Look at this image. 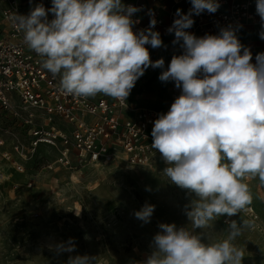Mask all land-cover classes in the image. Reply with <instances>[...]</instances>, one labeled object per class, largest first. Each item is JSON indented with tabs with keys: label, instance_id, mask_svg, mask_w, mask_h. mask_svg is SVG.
Listing matches in <instances>:
<instances>
[{
	"label": "clouds",
	"instance_id": "9594fccd",
	"mask_svg": "<svg viewBox=\"0 0 264 264\" xmlns=\"http://www.w3.org/2000/svg\"><path fill=\"white\" fill-rule=\"evenodd\" d=\"M191 4L187 14L176 10L178 18L167 29L184 52L172 57L159 79L174 81L182 94L154 121L151 147L161 154L168 180L194 194L185 210L192 228L161 223L146 264H242L244 252L235 241L245 230L260 228L258 218L231 220L226 238L217 242H202L195 229L208 228L220 216L246 214L254 199L249 181L264 187V53L253 64L232 28L200 38L186 31L193 14L215 13L220 6L217 0ZM140 10L122 0H52L51 9L37 5L14 22L42 58V68L60 77L62 92L123 102L148 67L164 65L163 59L153 62L146 47L163 46L153 31L155 18L147 29L133 30L139 21L132 16ZM256 11L264 22V0H257ZM154 208L146 203L135 217L148 223ZM56 248L71 253L75 244L70 238ZM67 264H97V257L70 256Z\"/></svg>",
	"mask_w": 264,
	"mask_h": 264
},
{
	"label": "rangeland",
	"instance_id": "374dc122",
	"mask_svg": "<svg viewBox=\"0 0 264 264\" xmlns=\"http://www.w3.org/2000/svg\"><path fill=\"white\" fill-rule=\"evenodd\" d=\"M21 2L26 15L38 5ZM47 19L51 21L48 14ZM163 71L146 70L131 90L130 101L165 108L169 83L159 79ZM15 131L22 151L13 150L15 137L9 135L0 150V264H67L70 256L77 255L97 257V264H146L161 223L192 228L185 210H190L195 196L168 180L162 172L166 164L129 167L113 162L82 171L56 164L50 169L57 150L46 145L33 150L31 139L20 129ZM249 185L260 228L245 230L235 243L244 252L242 264H264V200L259 198L264 187L258 180ZM146 203L155 206L148 223L135 217ZM242 218L249 217L220 216L195 233L204 243L217 242L226 238L231 220L241 223ZM70 238L75 250L58 252L56 246Z\"/></svg>",
	"mask_w": 264,
	"mask_h": 264
},
{
	"label": "built area",
	"instance_id": "2783aa9c",
	"mask_svg": "<svg viewBox=\"0 0 264 264\" xmlns=\"http://www.w3.org/2000/svg\"><path fill=\"white\" fill-rule=\"evenodd\" d=\"M42 4L46 11L51 9L52 0H32ZM219 8L215 13L206 10L193 14L194 24L186 31L197 38L205 35H219L221 29L232 28L240 40L249 25H263L257 15V0H217ZM122 3L141 9L133 14L138 20L133 30L139 32L150 26V20L157 21L153 31L161 39L173 43L172 26L176 10L187 14L191 0H122ZM51 20L54 14L47 12ZM15 15L26 16L21 0H0V150L6 147V135L13 136L12 148L20 152L24 146L19 139L20 129L31 140L34 150L46 145L57 150L56 164L82 171L86 166H101L122 162L129 167H153L165 164L161 154L151 147L154 121L166 114L171 105L158 110L149 107H132L129 96L126 101H117L110 96L98 94L87 99L68 95L60 90V77H54L42 68V58L30 50L23 40V32L14 22ZM182 43V42H181ZM182 55L184 49L174 44ZM153 62L163 59L162 68L148 67L149 72L167 70L163 51L146 45ZM140 79V78H139ZM138 79V80H139ZM169 83L172 103L182 94L172 80ZM3 156L10 158L8 152ZM22 170V168H21ZM249 218L259 216L251 205L246 213Z\"/></svg>",
	"mask_w": 264,
	"mask_h": 264
},
{
	"label": "crops",
	"instance_id": "0c3cea01",
	"mask_svg": "<svg viewBox=\"0 0 264 264\" xmlns=\"http://www.w3.org/2000/svg\"><path fill=\"white\" fill-rule=\"evenodd\" d=\"M258 18L261 20L259 15H258ZM262 31H264V26L261 24L260 25H249L244 29L242 36L240 37V40H239L244 47L248 48L251 51V53H252V61L251 62L253 64L256 63V59H255L256 55L259 54V52H261L262 50L264 52V39L260 38V33ZM162 42H163V46L160 47V50L163 51L167 66H169L170 62H171L170 54H172V53L178 54V53H177L176 48H175L173 43H171L170 41H168L166 39H163ZM137 82H138V80H137ZM168 90L169 91H168V98H167L166 107L162 108V109H158V108H155V109L164 110L172 104V101L170 98V92L171 91H170V89H168ZM129 101H130V99H129ZM130 105L132 107H146V106H137L135 103H132L131 101H130ZM149 108H154V107H149Z\"/></svg>",
	"mask_w": 264,
	"mask_h": 264
}]
</instances>
